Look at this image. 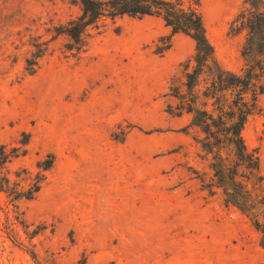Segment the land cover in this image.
I'll use <instances>...</instances> for the list:
<instances>
[{"label":"rangeland","instance_id":"374dc122","mask_svg":"<svg viewBox=\"0 0 264 264\" xmlns=\"http://www.w3.org/2000/svg\"><path fill=\"white\" fill-rule=\"evenodd\" d=\"M182 1L201 12L220 65L242 73L249 32L232 23L245 0ZM81 14L79 0H0V140L20 148L8 176L26 190L44 175L33 199L0 191V264H264L256 216L225 201L173 95L194 40L159 17L122 16L89 28L77 51L57 28ZM243 136L262 176L246 186L263 195L264 94Z\"/></svg>","mask_w":264,"mask_h":264},{"label":"trees","instance_id":"16d2710c","mask_svg":"<svg viewBox=\"0 0 264 264\" xmlns=\"http://www.w3.org/2000/svg\"><path fill=\"white\" fill-rule=\"evenodd\" d=\"M79 1L82 14L57 28L58 34L71 39L69 47L77 51L84 47L89 28L97 27L103 19L114 20L122 16L159 17L170 28V37L182 33L194 40L195 53L187 64L191 69L186 73L185 90L172 88L173 95L180 99L179 113L191 114L189 126L202 133L201 147L212 157L213 176L216 185L223 190L225 201L248 215L254 214L255 226L264 233V226L254 212L256 206L264 205V194L254 195L245 183L262 180L259 155L249 150L243 136L247 120L264 94V0H245V6L232 23L234 31L247 29L249 32L243 50L247 64L242 73L226 70L220 65L198 7L185 6L182 0ZM43 45H35L37 50L26 59L30 74L36 72L39 60L46 52ZM169 47L167 44L165 49ZM19 150V147L8 150L0 140V191L9 190L15 200L33 199L41 189L43 174H38L26 190L20 183H11L8 176V164L20 155ZM53 162L54 156H50L43 169L48 170Z\"/></svg>","mask_w":264,"mask_h":264}]
</instances>
